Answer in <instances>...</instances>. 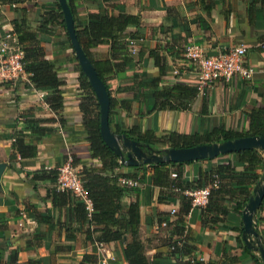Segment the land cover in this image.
Returning a JSON list of instances; mask_svg holds the SVG:
<instances>
[{
    "label": "crops",
    "instance_id": "obj_1",
    "mask_svg": "<svg viewBox=\"0 0 264 264\" xmlns=\"http://www.w3.org/2000/svg\"><path fill=\"white\" fill-rule=\"evenodd\" d=\"M72 10L73 24L78 28L89 13L117 14L124 12L138 16V27L125 31L136 37L142 47L141 60L121 72L104 73L105 83L112 97L111 130L134 127L141 134L152 133L153 149L168 147L157 141L170 131L186 135H205L215 131L239 132L246 130L248 113L264 107V0H66ZM25 7L28 23L37 29L39 45L54 63L63 81L61 86L65 104V124L41 120L39 125L52 131L36 137L29 131L28 119H51L55 115L47 107L24 73L14 81L0 82V162L4 170L0 176V264H79L83 254L98 258L100 251L93 248L84 234V224L75 222L70 206L52 205L47 197L48 182L36 180L32 175L55 167L72 156L77 170L82 166H98L90 158L88 145L82 131L77 99L83 94L78 86L77 61L67 41L61 24L57 0H25L21 4H0V35L11 29V20L17 7ZM201 46L205 54L231 45L244 46L243 59L253 69L252 77L244 80L238 76L228 81L218 78L201 90L185 98L182 95L164 99L156 94L161 87L180 85L196 87L197 72L182 56L187 42ZM134 43V45H135ZM155 49L163 65L157 66L147 52ZM93 61L108 56V44L87 48ZM134 59L135 55L133 56ZM162 70V72H161ZM159 77L156 86L150 80ZM156 106V103H159ZM168 102L177 107L169 108ZM162 103V105H161ZM184 106H181V104ZM25 133L24 140L37 145L35 157L9 159L12 152V135ZM232 160L231 155L200 159L170 168L180 172L187 187L206 182L209 173L219 163ZM241 171L243 166L234 168ZM119 171L136 173L139 185L123 198L127 203L138 202V239L143 243V254L149 264H173L168 242L176 235L173 231L174 214L183 193L156 186L150 170L142 166L136 170L120 168ZM260 167L255 168L260 173ZM171 175V173H170ZM173 177V176H172ZM254 183L249 182V190ZM189 188H184L188 190ZM168 193H175L173 196ZM167 195L157 202V196ZM166 196V197H167ZM246 203V202H245ZM234 202H223L226 214H218V221L203 223L205 214L201 207L190 206L182 216V232L176 242L186 255L179 264H187L185 257H201L196 264H256L244 247L241 233V211L233 210ZM39 214L41 216H39ZM156 222V218H162ZM253 223L261 239L264 233V197L253 216ZM174 240V239H173ZM110 255L106 264H127L121 256V243L111 241L101 246ZM251 251V250H250ZM256 254V252L252 251ZM102 254V253H101ZM184 257V260H182Z\"/></svg>",
    "mask_w": 264,
    "mask_h": 264
},
{
    "label": "trees",
    "instance_id": "obj_2",
    "mask_svg": "<svg viewBox=\"0 0 264 264\" xmlns=\"http://www.w3.org/2000/svg\"><path fill=\"white\" fill-rule=\"evenodd\" d=\"M25 0H0V4H21ZM58 6V4H57ZM59 9V6H58ZM72 14V10L69 7ZM59 16L61 24L63 25L62 14L59 9ZM27 19L25 7L20 6L15 8L14 16L11 20V29L18 45L22 51L23 69L28 74L29 83L36 89L45 90L43 101L47 107L53 112L55 118L51 119H28L30 123L29 131L36 137L43 136L52 131L51 127L39 125L37 122L41 120L56 121L59 125L65 124L64 119V104L65 99L61 86L63 81L54 67V63L48 59V55L39 45V38L37 37V29L31 28ZM139 21L137 15L126 14L119 12L115 15L106 13H89L86 21L80 25H74L75 36L81 46L85 55L89 58L94 66V69L103 81L109 98L108 109V124L110 126V117L112 113V97L109 95L107 85L105 83L104 73L121 72L127 67L135 66L142 58L143 49L136 45V37L132 34L125 33L128 27H138ZM66 35V32H65ZM67 41L69 39L66 35ZM129 41L135 43V51L130 52ZM108 44V56L101 61H93L89 57L87 48L96 46L98 44ZM70 45V43H69ZM71 47V45H70ZM72 49V48H71ZM135 58L134 59V56ZM147 56H151L157 66L163 67L158 52L153 49L147 52ZM75 58V56H74ZM76 59V58H75ZM78 70V86L83 94L77 99V109L81 116L82 131L85 135V140L88 145L90 158L98 162V166L91 167L82 165L78 170L81 186L84 190V198L74 196L67 189L56 190L52 185V180L55 176V169H41L35 172L31 180L32 187L35 188L36 180H46L48 182L47 197L50 198L51 204L63 206H70L69 210L73 215L75 222L84 224L85 239L95 248L94 243H107L111 241H118L121 243V256L127 264H149L148 260L143 254V243L138 239L137 232L139 227V213L138 202L136 200L123 202V198L131 192V188L124 187L117 182L120 176L137 177L136 173H129L128 171H119L120 168L128 170H136L142 166H146L150 170V178L154 185L168 188L171 191L182 192L184 188L194 189L203 186H209V193L207 201L201 207V211L205 214L202 222L214 223L218 221V214H226L227 210L223 202L233 201V210L242 209L250 196L249 182L261 183L264 181V151L255 148L245 149L231 153L220 154L231 155L232 160H227L225 163H219L209 174L206 182L197 186L187 187L183 185L186 181L181 178L180 172L177 170L175 176H171L170 168L186 162H162L150 163L139 166H127L119 162L118 157L109 149L101 139L98 131V104L96 98L89 86V83L79 66ZM162 72V70H161ZM159 77H154L150 80L152 86H156ZM197 92L195 88H186L180 85H171L161 87L156 94L164 99L175 98L179 95L189 98ZM163 103V102H162ZM161 103V105H162ZM179 103V102H178ZM156 103V106H159ZM164 105V103H163ZM164 106L169 108L177 107L168 102ZM181 106H184L182 103ZM248 125L246 130L239 132L221 131L217 134L215 131L208 132L205 135H186L170 131L163 135L157 141L165 143L168 147H187L200 143L221 142L225 139H233L243 135H259L264 136V107L261 110H251L248 113ZM116 133H124L127 137L137 140L144 144H151L155 141L152 133L141 134L131 127L129 129L111 130ZM25 133L15 131L12 135L11 148L12 152L9 159L14 158L15 155L19 159L33 158L37 152V145L33 142L29 143L24 140ZM144 150V148H142ZM217 156V157H218ZM215 158V157H214ZM212 159V158H207ZM75 163L71 156V163ZM242 165L241 171H236V165ZM260 167V173L255 172V168ZM139 179V177H138ZM213 180L216 184L212 186ZM175 193H168L169 197ZM167 195L157 196V202L166 200ZM190 208V198L183 195L180 205L175 210V219L173 220V231L176 235L169 241L168 246H174L169 254L173 260L175 254L182 257L187 253L184 251L182 245L176 242L182 232V216L187 213ZM39 216H41L39 214ZM164 219L156 218V222ZM174 239V240H173ZM261 244L264 248V233L261 239ZM252 260L256 264H262L258 255L252 253ZM189 254L187 256H190ZM96 256L93 254H83L79 260V264H95ZM197 263V262H196ZM27 264H38L37 262L28 261ZM174 264V261H173Z\"/></svg>",
    "mask_w": 264,
    "mask_h": 264
},
{
    "label": "water",
    "instance_id": "obj_3",
    "mask_svg": "<svg viewBox=\"0 0 264 264\" xmlns=\"http://www.w3.org/2000/svg\"><path fill=\"white\" fill-rule=\"evenodd\" d=\"M62 14L64 30L69 39L77 64L87 79L98 104V131L105 145L118 157L119 162L127 166H139L150 163L186 162L214 158L220 154L245 149L264 151V136L243 135L221 142L200 143L187 147H164L153 149L149 144L141 145L137 140L127 137L124 133L111 131L108 124L109 98L103 81L97 75L93 64L83 52L75 36L73 18L66 0H57ZM144 148V150L142 149ZM5 164L0 162V176ZM264 197V181L255 183L241 211V241L247 250L257 253L264 264V248L261 236L253 223L256 213Z\"/></svg>",
    "mask_w": 264,
    "mask_h": 264
},
{
    "label": "built area",
    "instance_id": "obj_4",
    "mask_svg": "<svg viewBox=\"0 0 264 264\" xmlns=\"http://www.w3.org/2000/svg\"><path fill=\"white\" fill-rule=\"evenodd\" d=\"M131 54L134 53V43L129 41ZM182 56L189 61L196 69V89L201 90L205 85L215 79L228 81L233 76H238L244 80L252 77L253 69L245 63L244 46L242 44L223 47L211 54H205L200 45L194 42H187L182 47ZM26 73L23 69L22 51L18 45L13 33L9 30L0 35V82L14 81L21 75ZM34 88V87H33ZM45 93L39 92L38 97H44ZM55 169V176L52 185L56 190L67 189L71 194L84 198V190L78 175V170L71 164V157L67 156L64 163L55 167H44V169ZM171 176H175V172L171 171ZM118 184L134 189L139 185L138 177L120 176L117 178ZM213 180L212 186L216 184ZM182 193L190 198V206H204L209 193V186L198 187L182 191ZM170 214L175 213V209L171 208ZM103 243H94L96 250L100 251V255L96 258L95 264H106L111 258L103 252L101 246ZM174 246H169L171 251ZM102 253V254H101ZM184 260V257L183 259ZM201 257L192 254L185 257L187 264H196ZM174 264H179L181 257L177 254L173 256Z\"/></svg>",
    "mask_w": 264,
    "mask_h": 264
}]
</instances>
